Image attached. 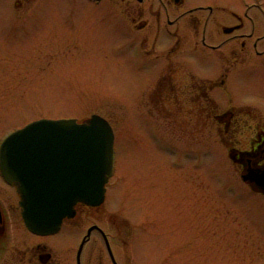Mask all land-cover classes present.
<instances>
[{
	"label": "rangeland",
	"instance_id": "374dc122",
	"mask_svg": "<svg viewBox=\"0 0 264 264\" xmlns=\"http://www.w3.org/2000/svg\"><path fill=\"white\" fill-rule=\"evenodd\" d=\"M211 1L243 9L244 0ZM11 2L0 0V141L33 120L100 114L115 131V173L105 208L126 218V244L116 240L125 264L264 260V243L258 247L264 195L246 189L212 135L214 127L196 128L191 115L182 117L181 130L161 119L164 136L177 143L171 152L155 129L161 117L149 112L151 99L143 91L152 68L136 59L133 45L115 42L119 30L102 20L100 10H82L75 0H41L30 13H16L21 9ZM249 2L264 10V0ZM250 94L264 97V90L245 89L244 96ZM251 207L263 219H253Z\"/></svg>",
	"mask_w": 264,
	"mask_h": 264
},
{
	"label": "flooded vegetation",
	"instance_id": "af4514ba",
	"mask_svg": "<svg viewBox=\"0 0 264 264\" xmlns=\"http://www.w3.org/2000/svg\"><path fill=\"white\" fill-rule=\"evenodd\" d=\"M11 1L12 8L21 9L12 13H30L41 0ZM75 4L82 10L88 5L98 8L102 20L119 30L115 42L133 45L139 52L136 59L151 66L152 77L143 91L151 99L149 112L161 117L155 129L171 145V152L175 154L177 143L164 136L161 119L181 130L178 123L191 115L196 128L214 127L212 135L246 189L264 195V187L251 180L252 175L264 176V97L244 96L245 89L264 90V10L259 5L255 10L256 3L249 0L242 2L243 9L211 0H75ZM108 197L109 189L100 205L78 203L56 233L38 234L24 222L18 187L0 171V264H125L116 240L126 244V218L116 219L106 210ZM251 208L253 219H263ZM258 242L261 248L264 239Z\"/></svg>",
	"mask_w": 264,
	"mask_h": 264
},
{
	"label": "water",
	"instance_id": "95a60500",
	"mask_svg": "<svg viewBox=\"0 0 264 264\" xmlns=\"http://www.w3.org/2000/svg\"><path fill=\"white\" fill-rule=\"evenodd\" d=\"M115 133L99 114L35 120L10 133L0 148L4 177L21 194L27 227L38 234L58 231L74 206L104 201L113 172ZM264 187V176L252 175Z\"/></svg>",
	"mask_w": 264,
	"mask_h": 264
}]
</instances>
